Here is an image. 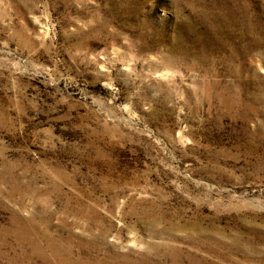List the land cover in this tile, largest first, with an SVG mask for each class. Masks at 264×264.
<instances>
[{
	"label": "rangeland",
	"instance_id": "rangeland-1",
	"mask_svg": "<svg viewBox=\"0 0 264 264\" xmlns=\"http://www.w3.org/2000/svg\"><path fill=\"white\" fill-rule=\"evenodd\" d=\"M0 264H264V0H0Z\"/></svg>",
	"mask_w": 264,
	"mask_h": 264
}]
</instances>
